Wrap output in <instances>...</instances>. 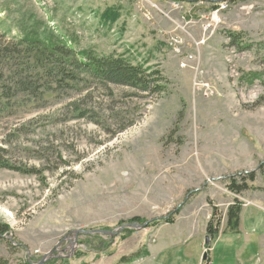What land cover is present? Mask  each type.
I'll return each mask as SVG.
<instances>
[{
    "label": "rangeland",
    "instance_id": "374dc122",
    "mask_svg": "<svg viewBox=\"0 0 264 264\" xmlns=\"http://www.w3.org/2000/svg\"><path fill=\"white\" fill-rule=\"evenodd\" d=\"M24 12L77 50L130 49L166 89L65 78L17 44ZM250 173L233 194L230 178ZM237 201L264 224V0H0V260L235 264L237 240L215 238Z\"/></svg>",
    "mask_w": 264,
    "mask_h": 264
},
{
    "label": "trees",
    "instance_id": "16d2710c",
    "mask_svg": "<svg viewBox=\"0 0 264 264\" xmlns=\"http://www.w3.org/2000/svg\"><path fill=\"white\" fill-rule=\"evenodd\" d=\"M11 10V8H9ZM29 14V15H28ZM22 13L18 25L22 31L23 37L18 40L17 44L24 45L27 49L37 52L43 59L53 63L57 62L58 70L65 78L77 79L82 73L90 74L96 78H112L120 83L127 84L131 87L141 90H157L162 92L166 89L164 78L160 70H154L152 66H146L149 61L144 63L134 62L135 58L128 49L123 54H99L92 49L77 50L76 40L72 36L70 39L66 35H57L55 32L44 23L43 20L31 21V13ZM68 35L71 34L68 32ZM239 34L230 33V38L233 41H239ZM260 74L252 72L249 80L254 81V78ZM163 81V82H162ZM255 180V174L242 175L239 177L230 178L228 188L236 194H240L250 189L249 181ZM242 205L239 201L235 202L228 210L227 229L238 231L241 224ZM218 215V209L216 210ZM173 219V215L168 217L156 218L150 221V224H158L160 222H169ZM221 219L214 223L211 220L208 224L207 231L210 238L216 237L219 233ZM10 227L0 224V235L8 232ZM141 256V252L133 256L123 258L127 261H132ZM0 264H8L6 260H0Z\"/></svg>",
    "mask_w": 264,
    "mask_h": 264
},
{
    "label": "crops",
    "instance_id": "0c3cea01",
    "mask_svg": "<svg viewBox=\"0 0 264 264\" xmlns=\"http://www.w3.org/2000/svg\"><path fill=\"white\" fill-rule=\"evenodd\" d=\"M249 206L251 205L243 206V211L241 214L242 220L239 230L225 231L222 233V235L218 236L217 239L215 238V240L222 239L223 237L224 239L231 238L233 240H237L236 242L231 241L234 249L236 247V243L238 244V247H236L237 252L235 254V264H264V224H259V222L253 223L252 219L251 224H248L247 207ZM249 211L251 214L253 212L257 213L251 216V218L254 216L255 220H259L261 219V216H263L262 211L260 210L256 211V209L252 208ZM246 224H248V227ZM208 236L209 234L207 231V233L203 236L205 238V243Z\"/></svg>",
    "mask_w": 264,
    "mask_h": 264
},
{
    "label": "water",
    "instance_id": "95a60500",
    "mask_svg": "<svg viewBox=\"0 0 264 264\" xmlns=\"http://www.w3.org/2000/svg\"><path fill=\"white\" fill-rule=\"evenodd\" d=\"M176 1H182V0H176ZM189 1H193V0H189ZM219 1H225V0H219ZM150 224V221H147L143 224L140 223H127L123 226H121L118 230L116 231H107L105 229H93V230H78L77 233L82 232V233H87V234H95V233H110V234H116L118 232L123 231L125 228H141V227H147ZM210 236L207 237L206 243L209 244L210 243ZM204 258H207V254H205Z\"/></svg>",
    "mask_w": 264,
    "mask_h": 264
}]
</instances>
